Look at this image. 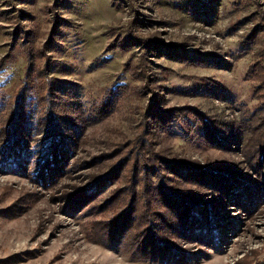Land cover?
Here are the masks:
<instances>
[{
	"label": "rangeland",
	"instance_id": "rangeland-1",
	"mask_svg": "<svg viewBox=\"0 0 264 264\" xmlns=\"http://www.w3.org/2000/svg\"><path fill=\"white\" fill-rule=\"evenodd\" d=\"M263 27L264 0H0V264H264Z\"/></svg>",
	"mask_w": 264,
	"mask_h": 264
},
{
	"label": "trees",
	"instance_id": "trees-1",
	"mask_svg": "<svg viewBox=\"0 0 264 264\" xmlns=\"http://www.w3.org/2000/svg\"><path fill=\"white\" fill-rule=\"evenodd\" d=\"M46 9L48 10V9H50V12H52L54 15H53V17H52V19H51V25H52V29H51V38L49 39V40H47L48 42L47 43H45V47L47 48L50 44H51V39H53V37L54 36H56L57 35V30H55L56 28H58L59 26H60V21L59 22H56L57 21V19H58V16H57V13L55 12V10L54 9H56V7H55V5L54 4H51V5H47L46 6ZM136 18V17H135ZM137 21L136 20H131V22L129 23V32H130V34L132 35V36H134V30H133V26L135 25V23H136ZM264 28V27H263ZM264 31V30H263ZM177 55V54H176ZM187 62L189 61L188 59L186 60ZM36 68H38V67H36ZM39 69V68H38ZM42 69H44V68H42ZM33 70H27V73H29V72H32ZM46 88L47 89H49V85L48 86H46ZM26 93L27 92H25V96L24 97H27V95H26ZM23 96H21V97H23ZM29 99H31V98H29ZM56 145V144H55ZM8 147H9V149H11V147L8 145ZM25 147V143H24V145H23V148ZM20 148V147H19ZM12 151H14V147H12V149H11ZM61 151H63V153L61 152ZM61 152V153H60ZM64 150L61 148V147H59V148H54V147H52L51 149H50V151H49V153H48V155H47V158L46 159H44V160H40V162H39V167H41V168H47L48 166H50L51 164H52V162L53 161H55L56 160V158L58 157V156H60V155H63L64 154ZM264 158V157H263ZM59 159V158H58ZM13 161H14V163L15 164H17L16 162H15V160L13 159ZM62 162H63V159L61 160ZM2 165L3 166H7V163H4V161L2 162ZM10 167V166H9ZM9 167H8V169H9ZM53 168H55V169H58V167L59 166H57V165H54L53 164V166H52ZM15 168V166H12L10 169L12 170V169H14ZM60 168V167H59ZM228 186H230V190L228 191V193H226V196H227V198L228 199H230L231 201L233 200V195H237V191L235 190V186H233V185H230L229 183L227 184ZM243 187V186H242ZM218 190H222V186L221 185H219L218 187ZM237 189V188H236ZM239 190V189H238ZM177 197V196H176ZM192 200V199H191ZM185 202V201H184ZM185 203H187V201L185 202ZM192 203H193V205L192 206H188L187 207V210H184V212H186V215L184 216V218H183V222L187 225V229H189L190 227L192 228V227H197L196 225H194L193 224V221L195 220V219H198V218H200L201 219V217H202V215H203V212L201 211V209H203V207H201L199 204H198V201H195V200H192ZM190 207H191V209H190ZM193 208L195 209V210H193ZM206 224V223H205ZM204 224H202V226H203ZM176 230V229H175ZM204 231V230H203ZM208 231V230H207ZM205 232V231H204ZM206 235L208 236V234L206 233ZM206 235L205 234H203V237H206ZM147 246H148V243L146 244V249H148L147 248ZM149 247V246H148ZM143 249V248H142ZM169 249V248H168ZM168 249H165V251L162 249V250H159V246H157L156 247V249L155 250H153V251H149V250H147L149 253H150V258H156L157 257V259L160 261V260H162L163 261V263L162 264H171V263H174V264H179V263H183L182 261H181V259L179 258V256H177V253H179V254H183V252L182 251H179V252H177L176 250H172V251H170V250H168ZM159 257V258H158ZM171 258L173 259H175V260H172L171 262H170V260H171ZM184 263H186V262H184Z\"/></svg>",
	"mask_w": 264,
	"mask_h": 264
}]
</instances>
